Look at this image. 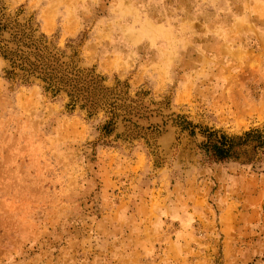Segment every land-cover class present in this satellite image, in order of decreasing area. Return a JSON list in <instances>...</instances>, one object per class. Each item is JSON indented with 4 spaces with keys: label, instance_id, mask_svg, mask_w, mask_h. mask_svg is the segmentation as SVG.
Instances as JSON below:
<instances>
[{
    "label": "rangeland",
    "instance_id": "374dc122",
    "mask_svg": "<svg viewBox=\"0 0 264 264\" xmlns=\"http://www.w3.org/2000/svg\"><path fill=\"white\" fill-rule=\"evenodd\" d=\"M0 264H264V0H0Z\"/></svg>",
    "mask_w": 264,
    "mask_h": 264
},
{
    "label": "trees",
    "instance_id": "16d2710c",
    "mask_svg": "<svg viewBox=\"0 0 264 264\" xmlns=\"http://www.w3.org/2000/svg\"><path fill=\"white\" fill-rule=\"evenodd\" d=\"M249 135L250 133H247L246 137H249ZM243 139V137L228 138L224 135L218 138L214 134H209L207 142L203 146L213 160L224 162L238 156L236 150L238 145L240 146L244 142H242Z\"/></svg>",
    "mask_w": 264,
    "mask_h": 264
}]
</instances>
